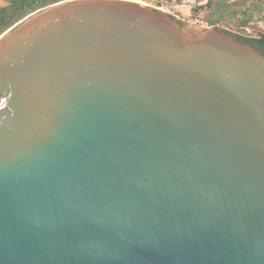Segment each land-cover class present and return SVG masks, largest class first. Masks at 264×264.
<instances>
[{"label": "water", "instance_id": "95a60500", "mask_svg": "<svg viewBox=\"0 0 264 264\" xmlns=\"http://www.w3.org/2000/svg\"><path fill=\"white\" fill-rule=\"evenodd\" d=\"M140 0L0 36V264H264V54Z\"/></svg>", "mask_w": 264, "mask_h": 264}, {"label": "trees", "instance_id": "16d2710c", "mask_svg": "<svg viewBox=\"0 0 264 264\" xmlns=\"http://www.w3.org/2000/svg\"><path fill=\"white\" fill-rule=\"evenodd\" d=\"M7 6H0V36H2L6 31L11 29L17 23L25 19L32 13L43 9L45 7L66 1V0H6ZM170 0H166L169 2ZM264 1V0H263ZM162 0H157L156 4H153L157 8L163 7ZM264 4V3H263ZM182 6H178V13L183 17L182 11L180 10ZM231 0H207L204 7L201 9H210L211 14L208 17L206 23L210 26L222 23L226 18L227 13H231ZM195 11V9L193 8ZM251 9L242 8L239 13H234V16L241 14L243 28H247L251 23L264 21V15L256 16L250 13ZM233 15V14H232ZM229 33V32H227ZM231 34V33H229ZM244 43L251 44L253 46H258L264 50V33L259 37H245V36H235Z\"/></svg>", "mask_w": 264, "mask_h": 264}, {"label": "rangeland", "instance_id": "374dc122", "mask_svg": "<svg viewBox=\"0 0 264 264\" xmlns=\"http://www.w3.org/2000/svg\"><path fill=\"white\" fill-rule=\"evenodd\" d=\"M142 2L148 3L152 6L156 4L157 0H140ZM162 9L168 11L172 15L186 21L197 22L199 24L210 26L206 23L208 17L211 14L210 9H201L204 7L207 0H162ZM264 1L263 0H231V13L225 15V19L222 23L213 25L218 26L226 32L231 33L236 36H245L256 38L264 33V21H258L251 23L247 28L241 26L242 16L237 14L234 16V13H239L240 9L247 8L251 9L250 13H253L256 16L264 15ZM8 3L6 0H0V6H7ZM178 6L186 8L190 13L187 16H181L178 11ZM195 9V11L193 10ZM233 14V15H232ZM3 102V101H1Z\"/></svg>", "mask_w": 264, "mask_h": 264}, {"label": "flooded vegetation", "instance_id": "af4514ba", "mask_svg": "<svg viewBox=\"0 0 264 264\" xmlns=\"http://www.w3.org/2000/svg\"><path fill=\"white\" fill-rule=\"evenodd\" d=\"M254 47L264 54V50H262L260 47L258 46H254ZM5 108H7L6 101H4V98L0 97V112L3 111Z\"/></svg>", "mask_w": 264, "mask_h": 264}, {"label": "crops", "instance_id": "0c3cea01", "mask_svg": "<svg viewBox=\"0 0 264 264\" xmlns=\"http://www.w3.org/2000/svg\"><path fill=\"white\" fill-rule=\"evenodd\" d=\"M180 10L182 11V15L183 16H187L190 13V10L188 11L186 8L182 7L180 8Z\"/></svg>", "mask_w": 264, "mask_h": 264}]
</instances>
